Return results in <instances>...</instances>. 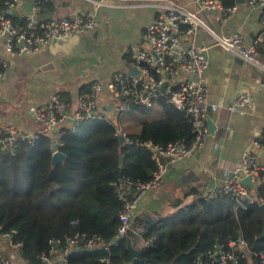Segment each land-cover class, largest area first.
I'll list each match as a JSON object with an SVG mask.
<instances>
[{
	"label": "trees",
	"instance_id": "16d2710c",
	"mask_svg": "<svg viewBox=\"0 0 264 264\" xmlns=\"http://www.w3.org/2000/svg\"><path fill=\"white\" fill-rule=\"evenodd\" d=\"M7 1L0 0V14L17 23L18 18L7 10ZM222 1L225 8L237 3ZM256 48L264 57L260 42ZM0 71H6L1 61ZM161 106L162 116L128 132L130 142L124 144L117 134L120 119L87 120L75 131L64 125L58 132L63 142L59 151L65 158L55 164L54 138L46 134L36 145L23 143L16 156L0 152V236L13 246L20 244L23 262L44 264L43 256L54 259L79 233L86 237L78 251L68 253L66 264H132L126 239L109 246L123 208L115 189L123 179L152 178L156 162L147 142L167 146L181 141L190 146L195 138L185 112L166 100ZM149 113L145 108L136 112ZM255 189L253 204L231 196L199 198L185 207L179 204L146 232L142 258L156 264H200L216 245L236 254L243 242L247 256L239 258V263H257L264 251V184ZM93 234L100 241L94 249H86V238ZM233 241L237 248L230 246Z\"/></svg>",
	"mask_w": 264,
	"mask_h": 264
},
{
	"label": "crops",
	"instance_id": "0c3cea01",
	"mask_svg": "<svg viewBox=\"0 0 264 264\" xmlns=\"http://www.w3.org/2000/svg\"><path fill=\"white\" fill-rule=\"evenodd\" d=\"M109 5H97L92 0H49L44 2L40 18L49 20L71 16L77 11L96 14L97 26L75 35L67 41H51L28 54L9 53L0 38V61L6 65L7 76L0 80V127L14 125L23 131H38L30 111L32 106L46 104L56 93L73 105L78 96L97 81L103 86L113 75L125 68V52L130 46L144 44V30L167 5L197 13L206 28H199L183 42L207 47L210 65L207 72L211 102L222 107L211 113L216 126L205 147L183 160L168 162L163 185L149 194L132 215L139 227L154 215L162 221L178 206H187L230 177L229 168L238 166L243 152L251 147L264 168V154L251 146L264 133V74L217 43L218 37L234 33L243 36L247 47L262 43L264 20L262 11L240 0L238 10L200 12L192 0H110ZM34 0H20L13 15L17 23L24 21ZM105 88V87H104ZM240 92L250 94L253 107L230 111L229 107ZM108 91L99 96L101 109L110 104ZM163 107L156 106L147 115L131 114L120 118L126 129L136 131L145 121L162 116ZM144 118V119H143ZM143 119V120H142ZM131 120L137 121L132 127ZM134 125V124H133ZM130 132V131H129ZM218 144V147H215ZM264 175V169H263ZM180 204V205H179ZM145 241L141 246H145ZM0 253L22 264L20 250L0 236ZM51 264H65L62 254Z\"/></svg>",
	"mask_w": 264,
	"mask_h": 264
},
{
	"label": "built area",
	"instance_id": "2783aa9c",
	"mask_svg": "<svg viewBox=\"0 0 264 264\" xmlns=\"http://www.w3.org/2000/svg\"><path fill=\"white\" fill-rule=\"evenodd\" d=\"M20 0L7 1V10L14 13L18 9ZM49 0H34L31 11L25 15L22 23L14 22L5 14H0V38L5 41L9 53L28 54L39 50L51 41H67L75 35L93 30L97 26V16L86 11H77L71 16L41 19L40 13L44 2ZM97 5H109L110 0H92ZM228 8L222 0H192L200 12H226L234 14L238 10V2ZM253 8L262 11L264 20V0H242ZM144 30V44L132 45L125 52V68L117 71L112 79L103 86L100 82H93L90 88L78 96L76 104L65 100L60 93L52 96L46 104L32 106L30 111L38 131H23L14 125L0 127V152H8L16 156L23 143L36 145L41 135L46 134L54 138L59 151L63 145L61 133L55 132L64 125H69L71 131L85 121L104 119L113 121L124 116L136 114L138 109H154L166 100L178 110L185 112L191 119L192 132L195 136L190 146L179 141L167 146H155L150 142L146 145L154 152L156 170L148 181L133 182L123 179L115 191L123 203L120 212V225L113 239L124 238L130 228L132 215L146 196L159 189L168 173V162H175L192 157L201 150L212 136L208 118L211 113L218 111L222 104L211 102L208 91L207 72L210 61L207 47L196 43H184L183 38H190L199 28H206L197 13L167 5ZM207 29V28H206ZM217 43L225 47L246 64L264 74V57L258 53L255 46L247 47L243 36L234 33L230 37H218ZM6 66V65H5ZM6 71H0V80L5 79ZM105 87V88H104ZM106 89L110 96L107 108L99 106V96ZM250 94L240 92L234 102L227 107L230 111H240L245 107H253ZM118 136H123L130 142L122 126L118 127ZM251 146L264 154V133L252 142ZM218 147V144H215ZM263 166L251 147L244 150L242 161L238 166L229 168V179L219 187H215L203 195L205 200H213L220 196H231L241 202L253 204L256 200L255 188L264 184ZM250 178L254 184L252 188L243 183V179ZM9 237V236H7ZM86 236L76 234L68 240V246L62 253L63 262L72 250L78 251L79 242ZM85 248L92 250L99 243L95 234L86 238ZM117 243V242H116ZM20 244L16 245V247ZM232 248H237V242H231ZM55 253V251H53ZM247 252L243 242L235 253L226 252L222 246L216 245L207 252V261L200 264H240L239 258H245ZM259 261L252 264H264V251L260 252ZM44 264H51L52 260L42 257ZM1 264H18L12 259L0 254Z\"/></svg>",
	"mask_w": 264,
	"mask_h": 264
},
{
	"label": "water",
	"instance_id": "95a60500",
	"mask_svg": "<svg viewBox=\"0 0 264 264\" xmlns=\"http://www.w3.org/2000/svg\"><path fill=\"white\" fill-rule=\"evenodd\" d=\"M262 43L264 45V35L262 37ZM207 122H208L210 132L211 133L215 132L216 126L214 125V122L212 121V119L208 118ZM57 131H58V128H55V132H57ZM120 141L122 144H124L125 138L123 136H121ZM53 147L54 148L56 147L55 142L53 144ZM64 158H65V155L62 152H60V151L54 152L53 163L55 164V163L61 162ZM243 183L245 185L249 186L250 188L254 187V184L252 183V181L249 177L243 179ZM261 207L264 211V205H262ZM151 217L152 218L149 217V219L147 218V220L143 223L142 227H139V225L137 223V221H138L137 219L132 221L126 236L124 238L112 239L111 242L109 243V246L113 245L116 242H119L123 239H126L127 247L130 251V255H131V259H132V264H156V262L153 260H144L142 258V250H143L144 246H141V243L144 241V236H145L146 232L152 226H154L158 221V218L156 216L151 215ZM148 245L151 246L152 243L149 242ZM22 264H26V263L22 262Z\"/></svg>",
	"mask_w": 264,
	"mask_h": 264
},
{
	"label": "rangeland",
	"instance_id": "374dc122",
	"mask_svg": "<svg viewBox=\"0 0 264 264\" xmlns=\"http://www.w3.org/2000/svg\"><path fill=\"white\" fill-rule=\"evenodd\" d=\"M144 119V118H143ZM142 119V120H143ZM136 123H137V121H134V120H131V122H130V124L129 125H132V127H134L135 125H136ZM134 124V125H133ZM122 128H123V130L126 132V133H128L129 131L130 132H132V129H130L129 127H127V129L122 125Z\"/></svg>",
	"mask_w": 264,
	"mask_h": 264
}]
</instances>
